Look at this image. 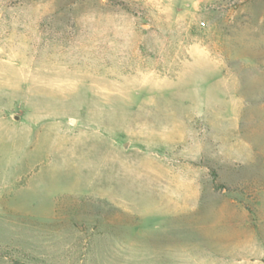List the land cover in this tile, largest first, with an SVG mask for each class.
Here are the masks:
<instances>
[{
    "label": "rangeland",
    "instance_id": "rangeland-1",
    "mask_svg": "<svg viewBox=\"0 0 264 264\" xmlns=\"http://www.w3.org/2000/svg\"><path fill=\"white\" fill-rule=\"evenodd\" d=\"M0 264H264V0H0Z\"/></svg>",
    "mask_w": 264,
    "mask_h": 264
}]
</instances>
